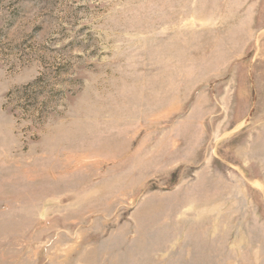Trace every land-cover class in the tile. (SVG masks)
I'll return each mask as SVG.
<instances>
[{
  "label": "rangeland",
  "instance_id": "374dc122",
  "mask_svg": "<svg viewBox=\"0 0 264 264\" xmlns=\"http://www.w3.org/2000/svg\"><path fill=\"white\" fill-rule=\"evenodd\" d=\"M0 264H264V0H0Z\"/></svg>",
  "mask_w": 264,
  "mask_h": 264
}]
</instances>
